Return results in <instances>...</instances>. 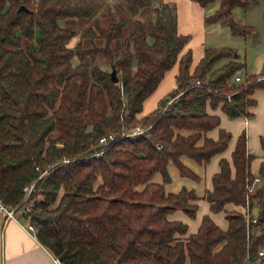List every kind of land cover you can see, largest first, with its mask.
<instances>
[{"label":"trees","instance_id":"1","mask_svg":"<svg viewBox=\"0 0 264 264\" xmlns=\"http://www.w3.org/2000/svg\"><path fill=\"white\" fill-rule=\"evenodd\" d=\"M100 1L0 0L2 202L26 217L29 206L39 241L68 264H264V163L250 191L257 175L245 131L203 196L165 187L170 163L200 178L183 155L208 162L227 149L230 132L207 136L221 121L209 108L250 116L264 77L243 73L245 63L229 46L206 48L194 66L192 50L185 51L190 35L178 32L171 1L123 0L128 16L117 0L99 12ZM252 1L220 0L205 22L251 36L255 28L237 21L234 9ZM145 9L154 17L139 18ZM70 17H94L75 45L69 42L77 29L58 21ZM175 65V87L140 117ZM138 124L143 131L133 133ZM109 134L115 137L100 142ZM158 172L163 182L153 180ZM201 198L212 212H225L226 229L209 214L190 233L188 223L169 218L178 209L196 217Z\"/></svg>","mask_w":264,"mask_h":264},{"label":"crops","instance_id":"2","mask_svg":"<svg viewBox=\"0 0 264 264\" xmlns=\"http://www.w3.org/2000/svg\"><path fill=\"white\" fill-rule=\"evenodd\" d=\"M164 1H171L176 5L178 32L190 35L185 51L192 50L194 66L204 55L206 48L222 46L219 45L222 37H227L228 31L232 33L229 26L220 21L210 24L205 22V17L219 8L220 0H215L206 6H202L195 0ZM143 16L144 19L152 18L154 12L152 9H145L138 17L143 19ZM76 43L74 41L73 45ZM237 54L239 55V52ZM254 68L248 67V73H258L263 78L264 69ZM177 73L178 65L166 72L157 89L145 100L144 110L140 117L155 109L159 100L175 87ZM251 96L256 102L248 107L251 112L250 116L230 117L220 107L218 109L209 108L212 113L220 115L221 121L218 127L207 132V136L217 139L220 129H225L232 135L229 145L224 152L215 155L208 162H199L189 156H182V161L200 175L199 179L182 175L178 167L170 163L169 171L172 179L165 184L168 192H178L183 186H187L195 190L199 196H203L207 189L212 188V176L220 170V159L222 157L231 159L236 140L242 131H245L247 135L248 151L253 154L251 171L259 175L260 167L264 163V87L255 89ZM200 143H203V140ZM153 180L163 182L162 174L156 173ZM198 205L196 217H191L182 209H178L171 213L169 218L188 223L189 233L197 231L205 214H209L222 228H227L228 220L224 211L212 212L210 203L204 198L198 200ZM226 208L232 209L234 205L228 203ZM25 222L28 223V220ZM25 222L20 218L17 220L7 217L4 211H0V264H58L54 254L26 229Z\"/></svg>","mask_w":264,"mask_h":264},{"label":"rangeland","instance_id":"3","mask_svg":"<svg viewBox=\"0 0 264 264\" xmlns=\"http://www.w3.org/2000/svg\"><path fill=\"white\" fill-rule=\"evenodd\" d=\"M112 1H115V0L100 1L103 4L100 2H97L98 11L100 12L103 8H106L107 6L105 4L106 2L109 3ZM79 2L84 3V2H87V0H78V3ZM115 2L119 3L118 5H119V8L121 9L119 13H121L122 15L128 16V9H127L126 3L123 0H117ZM234 18L237 21L252 25L255 28V33L251 36L245 37L243 35H234L228 31V33L226 34L227 37H222L223 38L221 40L222 42L219 45L233 47L236 49L237 52H239V55L236 56V58L244 62L246 66V68H244V70L242 71L243 73L244 71L248 72V67H251V66L255 67L254 69H258V70L264 69V0L252 1V3L247 7L237 6L234 9ZM93 19L94 17H90V18L70 17V18H60L58 21L61 25H69L77 29L78 33L69 42L70 45H73L74 41L76 43L79 40V38L81 37V34L84 32L86 27H88L92 23ZM143 19H144V16H143ZM103 60L104 58L100 56L97 58V63L102 64ZM226 61H228L227 58L221 59L220 61L216 63L215 68L222 65ZM73 62L76 64L79 61L76 60L75 58ZM108 68L110 69V66H108ZM31 185H33L34 187V184H31ZM31 190H28L27 192L29 193ZM11 207L15 208L16 210L15 212H17V210L18 212H21L20 208L16 206H11ZM16 214L23 222L29 219L25 215H22L20 213L19 214L16 213ZM7 215L8 214L6 213V216ZM34 237L38 239L37 231H36V236Z\"/></svg>","mask_w":264,"mask_h":264},{"label":"built area","instance_id":"4","mask_svg":"<svg viewBox=\"0 0 264 264\" xmlns=\"http://www.w3.org/2000/svg\"><path fill=\"white\" fill-rule=\"evenodd\" d=\"M237 79H240V77L237 76ZM198 82H199V81H198ZM141 131H143V128L141 127L140 124H138V125L135 127L133 133H137V132H141ZM114 137H115L114 134H109L108 136H103L102 138H100V142L103 143V142H105L107 139H113ZM157 147H161V145H158V144H157ZM37 168H38V167H37ZM45 170H47V169H45ZM260 182H261V178H260L259 176H257V177L255 178L253 184L249 187V190H250V191L254 190L255 185L258 184V183H260ZM31 188H33V185H27V186H25L24 189L28 191V190H31ZM23 210H24L23 213L26 214V215H27V218L30 219L29 214L25 213V210H29V206H26ZM0 211H4L5 213H7V214H8V215H7L8 217H12V218H15V219L19 220V217H18L17 214H16L17 212H15V211H16L15 208H14V207H11V206H6V205L2 202L1 198H0ZM29 219H28V223L25 225V226H26V229H27L28 231H30V233H31L32 235L36 236L37 227H35V226L31 223V221H30ZM29 222H30V223H29ZM260 253L263 254L264 251H260ZM55 261H56L58 264H68V263H66V262H64V261H62V260H60V259H59L58 257H56V256H55Z\"/></svg>","mask_w":264,"mask_h":264},{"label":"water","instance_id":"5","mask_svg":"<svg viewBox=\"0 0 264 264\" xmlns=\"http://www.w3.org/2000/svg\"><path fill=\"white\" fill-rule=\"evenodd\" d=\"M22 8H24V6H22ZM112 75H113L114 81H118V77L116 75V71L115 70H112Z\"/></svg>","mask_w":264,"mask_h":264}]
</instances>
